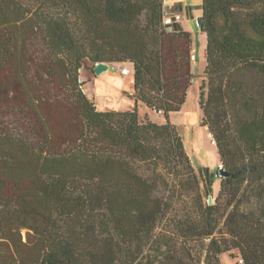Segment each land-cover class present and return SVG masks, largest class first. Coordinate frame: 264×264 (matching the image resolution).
I'll use <instances>...</instances> for the list:
<instances>
[{
    "label": "trees",
    "instance_id": "16d2710c",
    "mask_svg": "<svg viewBox=\"0 0 264 264\" xmlns=\"http://www.w3.org/2000/svg\"><path fill=\"white\" fill-rule=\"evenodd\" d=\"M163 15L161 0H0V264H221L233 251L264 264V0L201 2L198 107L228 173L213 204L170 122L192 35L164 31ZM98 63L133 65L132 110L84 93Z\"/></svg>",
    "mask_w": 264,
    "mask_h": 264
},
{
    "label": "rangeland",
    "instance_id": "374dc122",
    "mask_svg": "<svg viewBox=\"0 0 264 264\" xmlns=\"http://www.w3.org/2000/svg\"><path fill=\"white\" fill-rule=\"evenodd\" d=\"M202 0H167L163 5L164 15L174 16L180 15L181 20L174 23L172 28L175 31H184L192 35V48L196 55V62H191V69L193 78L191 80V89L189 90V99L180 112L174 113L170 116V122L175 126L176 131L181 136L184 143L185 150L190 157L191 163L196 172H201L207 180V188L212 197L211 204L219 193L221 178H216V173L222 167L215 147V143L207 127L201 125L202 114L198 107V96L201 82L204 80L205 56L204 49L206 46V36L201 33L195 26L196 20L201 15ZM190 51V52H191ZM125 66L131 68V88L133 89V65L125 63ZM112 73L106 77V73ZM87 73V74H86ZM117 72L112 70V65H109L108 70L92 77L91 72L83 70L80 75V80L83 82L84 93L94 102H99V110H102L108 103H112L114 99L115 108L117 110L127 111L133 109L134 102L130 108L127 107V96H122V87L116 83ZM188 91V92H189ZM122 98V99H121ZM123 100V102H121ZM132 101V100H131ZM112 106V105H111ZM112 108V107H110ZM109 110V109H108ZM110 111V110H109ZM142 114V112L140 111ZM149 113V120L157 123H162L161 116H156L155 112L147 111ZM156 116V117H155ZM24 235V232H22ZM240 255L237 251L222 254L220 256L221 264H238Z\"/></svg>",
    "mask_w": 264,
    "mask_h": 264
},
{
    "label": "crops",
    "instance_id": "0c3cea01",
    "mask_svg": "<svg viewBox=\"0 0 264 264\" xmlns=\"http://www.w3.org/2000/svg\"><path fill=\"white\" fill-rule=\"evenodd\" d=\"M195 62H196V60H195ZM108 67H109V65H108ZM127 68L129 69V74L128 75H126V76H124V75H121L118 71H116L117 72V75H116V83L119 85V87H122L121 89V91H122V96H127L128 98H129V100H127L126 102H127V107H129L130 108V106H131V104H133V102H134V99H132L131 98V95L133 94V92H134V83H133V89L131 88V77H130V75H131V68L130 67H128L127 66ZM88 72V71H87ZM87 74V73H86ZM110 75H112V73H106V77H109ZM92 77L94 78V77H96V75L93 73L92 74ZM83 91H84V89H83ZM85 92V91H84ZM189 93H190V91L188 92V95H187V100H186V103H185V105L187 104V102H188V99H189ZM88 97V96H87ZM89 98V97H88ZM94 98H96V95L95 96H93V98L91 99L92 101L94 100ZM122 99V98H121ZM96 100H97V98H96ZM132 100V101H131ZM112 103H110L109 105H108V103L107 104H105L106 106L105 107H109V108H104V109H102V110H99L98 108H99V102H94L93 101V103L95 104V106H96V108L99 110V111H111V110H115V111H124V110H117V108H115V103H114V99H113V101H111ZM121 102H123V100H121ZM112 105V106H111ZM134 105H135V102H134ZM110 107H112V108H110ZM185 107V106H184ZM184 107H183V109L182 110H184ZM134 108V107H133ZM109 109V110H108ZM140 109L142 110V112L144 113V112H146V109H144V108H141L140 107ZM129 110H132V109H129Z\"/></svg>",
    "mask_w": 264,
    "mask_h": 264
},
{
    "label": "built area",
    "instance_id": "2783aa9c",
    "mask_svg": "<svg viewBox=\"0 0 264 264\" xmlns=\"http://www.w3.org/2000/svg\"><path fill=\"white\" fill-rule=\"evenodd\" d=\"M161 1H162V5H164L167 2V0H161ZM180 20H181L180 15H174V16L163 15L162 23H161L162 29L167 32L174 31V29L172 28L173 24L179 22ZM189 58L191 62H195L196 55L194 51L190 52ZM112 70L118 71L121 75L124 76L129 74V69L125 66V63L112 64ZM156 113L161 115L162 111L158 110ZM238 264H242V262L239 260Z\"/></svg>",
    "mask_w": 264,
    "mask_h": 264
},
{
    "label": "water",
    "instance_id": "95a60500",
    "mask_svg": "<svg viewBox=\"0 0 264 264\" xmlns=\"http://www.w3.org/2000/svg\"><path fill=\"white\" fill-rule=\"evenodd\" d=\"M195 26L199 29V22L196 20ZM108 70V64L106 63H98L94 66L93 73L95 75H100L101 73L105 72ZM218 175L220 178L228 177V173L225 172L222 167L219 168L218 170ZM212 197H208V203L211 204Z\"/></svg>",
    "mask_w": 264,
    "mask_h": 264
}]
</instances>
